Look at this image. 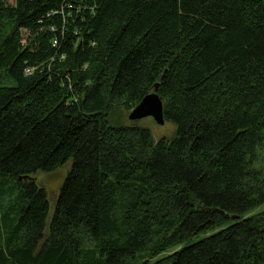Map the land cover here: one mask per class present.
<instances>
[{"label": "trees", "instance_id": "trees-1", "mask_svg": "<svg viewBox=\"0 0 264 264\" xmlns=\"http://www.w3.org/2000/svg\"><path fill=\"white\" fill-rule=\"evenodd\" d=\"M0 178V264H264V0H0Z\"/></svg>", "mask_w": 264, "mask_h": 264}, {"label": "rangeland", "instance_id": "rangeland-1", "mask_svg": "<svg viewBox=\"0 0 264 264\" xmlns=\"http://www.w3.org/2000/svg\"><path fill=\"white\" fill-rule=\"evenodd\" d=\"M128 114L129 112H127L121 106L113 108L110 115L111 123L113 125L130 124V121L128 120ZM137 124L142 127H146L150 130L154 142L158 141L160 138H171L175 131V127L171 123L165 122L163 125H157L151 118L142 119L138 121ZM70 167H71V161L69 160L54 172H50V173L38 172L34 175H30L27 179L16 180V182L17 184H19L21 183V181H27V182L31 181L38 188L44 189L49 201V206H50L49 218H50L54 211V205L59 192L60 185L62 184V181L68 174ZM0 181H1L0 202L4 204L5 208L11 205L16 206L19 198V192H18V188L15 185L16 184L15 181H12V179L10 178H0ZM261 210H264V205L257 211L253 212V214ZM147 260L148 262H150L149 259Z\"/></svg>", "mask_w": 264, "mask_h": 264}, {"label": "water", "instance_id": "water-1", "mask_svg": "<svg viewBox=\"0 0 264 264\" xmlns=\"http://www.w3.org/2000/svg\"><path fill=\"white\" fill-rule=\"evenodd\" d=\"M157 89L158 84L155 85L153 91L144 96L142 100L129 112L128 120L130 122H138L145 118H151L157 125H163L165 123L163 101L159 97ZM22 178H19L18 180H21ZM231 219L238 220L239 216H231ZM147 263L148 260H146L143 264Z\"/></svg>", "mask_w": 264, "mask_h": 264}, {"label": "built area", "instance_id": "built-area-1", "mask_svg": "<svg viewBox=\"0 0 264 264\" xmlns=\"http://www.w3.org/2000/svg\"><path fill=\"white\" fill-rule=\"evenodd\" d=\"M26 73H29V71L27 70Z\"/></svg>", "mask_w": 264, "mask_h": 264}]
</instances>
